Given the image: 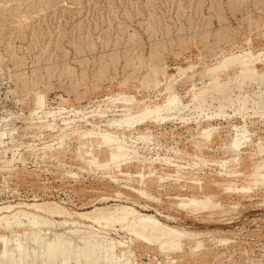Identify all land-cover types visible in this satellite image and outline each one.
<instances>
[{
    "label": "rangeland",
    "instance_id": "374dc122",
    "mask_svg": "<svg viewBox=\"0 0 264 264\" xmlns=\"http://www.w3.org/2000/svg\"><path fill=\"white\" fill-rule=\"evenodd\" d=\"M0 68V264H264V0H0Z\"/></svg>",
    "mask_w": 264,
    "mask_h": 264
},
{
    "label": "bare ground",
    "instance_id": "6f19581e",
    "mask_svg": "<svg viewBox=\"0 0 264 264\" xmlns=\"http://www.w3.org/2000/svg\"><path fill=\"white\" fill-rule=\"evenodd\" d=\"M25 18V17H23ZM11 72V71H9ZM4 71L0 68V76H3ZM7 75V73H6ZM15 76V75H14ZM23 78V77H22ZM175 89V88H174ZM14 91V90H12ZM14 93V92H13ZM45 105V101L42 95H37L34 100V108L37 113L42 111V107ZM171 105V103H170ZM58 112H46V115H52L56 113H64L69 110L58 107ZM61 109V110H60ZM162 108H157L153 112H159ZM12 114V113H10ZM9 119L7 117H0V145L3 143V139L7 137V125ZM137 127V126H136ZM190 197V196H189ZM73 223L71 222H63L62 225H67V227H71ZM70 225V226H69ZM78 230H76L77 232ZM70 232V230H68ZM79 235V233L73 234L74 236ZM73 235L72 237H68L65 235L64 231L59 232L58 234H54L52 236L47 237L44 240H41V249L36 250L31 246H25L23 251L18 255L19 261L24 264H29L28 262H39L40 264H50V259H64L66 256L71 253L74 257V264H98L99 259L102 255H99L97 251L102 245L97 241L91 238L84 242L83 246H76L73 244ZM131 248V247H130ZM102 258V257H101ZM15 258H8V264H15L17 261Z\"/></svg>",
    "mask_w": 264,
    "mask_h": 264
},
{
    "label": "built area",
    "instance_id": "2783aa9c",
    "mask_svg": "<svg viewBox=\"0 0 264 264\" xmlns=\"http://www.w3.org/2000/svg\"><path fill=\"white\" fill-rule=\"evenodd\" d=\"M11 87L10 81H8L6 78L0 77V110L3 108V106H6L9 102L8 98V89Z\"/></svg>",
    "mask_w": 264,
    "mask_h": 264
}]
</instances>
